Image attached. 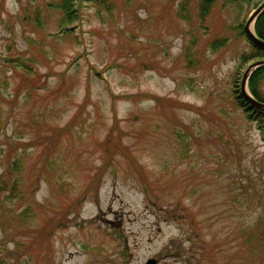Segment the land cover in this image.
Segmentation results:
<instances>
[{
  "label": "rangeland",
  "instance_id": "obj_1",
  "mask_svg": "<svg viewBox=\"0 0 264 264\" xmlns=\"http://www.w3.org/2000/svg\"><path fill=\"white\" fill-rule=\"evenodd\" d=\"M55 1L0 0V264H264V141L233 96L259 0L204 25L194 0H81L71 36Z\"/></svg>",
  "mask_w": 264,
  "mask_h": 264
},
{
  "label": "trees",
  "instance_id": "obj_2",
  "mask_svg": "<svg viewBox=\"0 0 264 264\" xmlns=\"http://www.w3.org/2000/svg\"><path fill=\"white\" fill-rule=\"evenodd\" d=\"M87 1L90 5L95 6L96 9L101 10L103 7L104 9L111 10L113 4L110 0H83ZM217 0H194V3L197 7V16L199 18V22L201 25H204L203 23L206 20V17L211 12V9L215 5ZM225 3H236L240 0H223ZM81 0H56L55 4H52L54 7L58 9V30L54 31L52 34L57 36H71L74 35V27L70 24H73L76 22L75 20L78 18L80 19L81 12H80V5ZM51 5V4H50ZM188 0H180L178 4V10L179 13H182L184 10L188 9ZM185 18V17H184ZM35 20L37 21L39 25V18H38V11H36V17ZM237 30H239L240 35H244L247 37L249 43H250V49L248 51H245L241 54V63L245 62H253L259 59H264V47H261L255 43H253L250 38L248 37L245 29L243 26H241V23H238L235 25ZM233 28V29H236ZM255 33L256 35L264 40V10L260 12L258 15L257 22L255 24ZM226 38L222 39L221 42L225 41ZM220 42V43H221ZM193 42H190L184 51V55L186 58H189L188 65L194 66L197 64V62L194 63L193 60V52L190 51V47L193 45ZM214 47L218 45V42H212ZM31 61V58L29 59H15L14 62H16V65L21 66L22 76L24 77V81L27 82V87L29 88V91L33 90L34 82L33 79H28L29 77L35 75L38 73L37 69L33 66L31 67L28 63ZM16 68V67H14ZM27 78V79H25ZM264 80V66H259L255 68L252 73L249 75L247 80V85L249 92L252 94V96L261 101L264 102V92L262 89V85ZM233 96L235 99V104L240 107L247 119L250 121H253L254 124L257 126L261 137L264 141V110L258 109L257 107L253 106L250 102H248L243 95L241 94V91L239 92L235 90L233 92ZM155 102H157L158 105H161L163 100H166L165 97L162 96H154L149 95ZM83 106V103L81 104ZM188 108H192V105H188ZM64 131V128H60L57 132L61 133ZM55 144V143H54ZM104 151L107 152L109 149H111V145H114L118 151L122 152L125 155L124 147L121 143V139L115 136L114 134V127L112 126L109 130V132L106 134L105 138L103 139L102 143ZM189 144V143H188ZM19 157L15 160H18ZM1 179V176H0ZM2 184V183H0ZM153 190V189H152ZM145 192L148 194V189L145 187ZM1 264H4L1 262Z\"/></svg>",
  "mask_w": 264,
  "mask_h": 264
},
{
  "label": "water",
  "instance_id": "obj_3",
  "mask_svg": "<svg viewBox=\"0 0 264 264\" xmlns=\"http://www.w3.org/2000/svg\"><path fill=\"white\" fill-rule=\"evenodd\" d=\"M264 8V1L251 13L249 18L247 19L245 23V29L247 31V34L251 41H253L255 44L264 47V40L260 39L255 35L253 31L249 28V24L253 19L256 18V16L263 10ZM258 66H264V59L254 61L250 63L247 68L244 70L242 78H241V93L243 97L250 102L252 105L255 107L264 110V102H260L257 99H255L246 89V83H247V78L249 74L252 72V70ZM143 264H157L156 260L153 258L147 259Z\"/></svg>",
  "mask_w": 264,
  "mask_h": 264
},
{
  "label": "flooded vegetation",
  "instance_id": "obj_4",
  "mask_svg": "<svg viewBox=\"0 0 264 264\" xmlns=\"http://www.w3.org/2000/svg\"><path fill=\"white\" fill-rule=\"evenodd\" d=\"M254 1H255V0H240V2L248 3V4H251V3H253ZM262 1H263V0H259L258 3L256 2L257 5L260 4ZM257 5H256V6H257ZM256 6H255V7H256ZM257 19H258V16L255 18V21H254V25H253L254 31H255V24H256V22H257ZM246 20H247V19H246ZM245 30H246V29H245Z\"/></svg>",
  "mask_w": 264,
  "mask_h": 264
}]
</instances>
